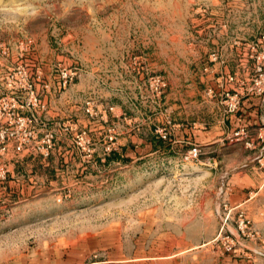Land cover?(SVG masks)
Segmentation results:
<instances>
[{"label": "rangeland", "instance_id": "rangeland-1", "mask_svg": "<svg viewBox=\"0 0 264 264\" xmlns=\"http://www.w3.org/2000/svg\"><path fill=\"white\" fill-rule=\"evenodd\" d=\"M234 93H264V0H0V264H264L200 188L234 138L264 170V128L194 141Z\"/></svg>", "mask_w": 264, "mask_h": 264}, {"label": "crops", "instance_id": "crops-1", "mask_svg": "<svg viewBox=\"0 0 264 264\" xmlns=\"http://www.w3.org/2000/svg\"><path fill=\"white\" fill-rule=\"evenodd\" d=\"M240 127L247 131L255 127L264 128V93L259 96L245 95L237 111L218 125V129L215 127L217 131L211 133L209 130L196 129L193 131V138L201 146H212L221 140L220 137L226 130L235 132ZM188 136L191 138L190 130L182 131L183 139H187ZM244 145L241 138H234V171L230 172L231 178L225 187L218 182L201 185L200 188L203 191L213 192L215 198L218 197V193L225 190L229 193L230 206L234 209H243L253 221L262 224L264 222V181L258 183L257 177H263L264 170L255 161L254 154ZM216 201L215 199L214 202ZM201 203L203 207L207 206L203 201Z\"/></svg>", "mask_w": 264, "mask_h": 264}, {"label": "built area", "instance_id": "built-area-1", "mask_svg": "<svg viewBox=\"0 0 264 264\" xmlns=\"http://www.w3.org/2000/svg\"><path fill=\"white\" fill-rule=\"evenodd\" d=\"M229 100H231L233 103L231 104V106L229 107V111H236V109L238 108V106L240 105V97L234 93V95L229 96ZM238 134V133H236ZM189 155H193L196 156L197 155V149L193 148L192 150L189 151ZM243 220L240 219L239 220V229H242L243 227Z\"/></svg>", "mask_w": 264, "mask_h": 264}]
</instances>
